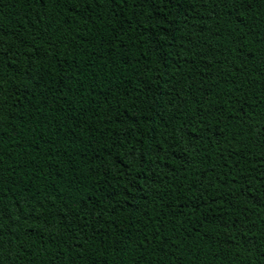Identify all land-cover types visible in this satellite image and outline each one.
<instances>
[{"label": "trees", "instance_id": "1", "mask_svg": "<svg viewBox=\"0 0 264 264\" xmlns=\"http://www.w3.org/2000/svg\"><path fill=\"white\" fill-rule=\"evenodd\" d=\"M0 264H264V0H0Z\"/></svg>", "mask_w": 264, "mask_h": 264}]
</instances>
